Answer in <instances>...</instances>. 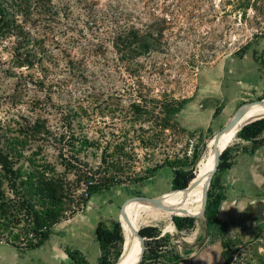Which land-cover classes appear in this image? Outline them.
I'll return each mask as SVG.
<instances>
[{
  "label": "rangeland",
  "instance_id": "374dc122",
  "mask_svg": "<svg viewBox=\"0 0 264 264\" xmlns=\"http://www.w3.org/2000/svg\"><path fill=\"white\" fill-rule=\"evenodd\" d=\"M0 6L23 28L0 39V146L22 153L18 167L60 180L64 207L57 224L86 204L89 185L106 183L130 198L162 199L172 217H149L140 229L158 227L168 251L182 245L189 258L199 251L215 256L216 249L218 257L204 258L206 264H264V223L255 221L254 209L227 225L216 219L217 207L193 218L192 230L179 232L173 222L189 213V195L173 188V169L198 171L215 133L264 95L221 110L207 129L187 128L175 116L205 68L264 42V0H0ZM19 56L34 65L19 66ZM240 143L237 138L231 149ZM220 178L216 172L208 194L224 198ZM171 204L182 206L180 212ZM143 208L142 215L160 210L135 207L124 236ZM24 213L0 215V244L15 235L35 240L26 234ZM123 250L124 243L112 246L109 260L117 263Z\"/></svg>",
  "mask_w": 264,
  "mask_h": 264
},
{
  "label": "crops",
  "instance_id": "0c3cea01",
  "mask_svg": "<svg viewBox=\"0 0 264 264\" xmlns=\"http://www.w3.org/2000/svg\"><path fill=\"white\" fill-rule=\"evenodd\" d=\"M262 95L264 42L250 44L205 68L197 79L193 97L185 103L175 120L190 129H207L221 110L229 113L245 101ZM230 155L232 167L221 172L224 198L216 219L223 225L236 223L243 220L245 213L253 216L250 210L254 209L255 221L263 223L264 145L253 147L251 142L242 141L231 149ZM129 198L116 187L94 192L80 210L51 229L48 240L41 247L19 249L11 244H0V264H73L69 256L73 251H77L88 264H100L102 247L96 230L101 224L111 227L119 221L121 209ZM181 247H177L178 251ZM188 248H191L190 244L183 246L185 250ZM214 251L211 253L215 256L199 251L190 253L189 258L179 251L180 261L168 257L153 264H206L204 258L218 257L217 250Z\"/></svg>",
  "mask_w": 264,
  "mask_h": 264
},
{
  "label": "trees",
  "instance_id": "16d2710c",
  "mask_svg": "<svg viewBox=\"0 0 264 264\" xmlns=\"http://www.w3.org/2000/svg\"><path fill=\"white\" fill-rule=\"evenodd\" d=\"M16 30L21 31L23 28L19 25L16 26L14 21L8 20L4 10L0 6V39L9 36L12 32H16ZM131 34L133 36L136 35L135 33ZM149 46V44H142L140 45V48H149ZM133 52L135 53V51ZM18 60L20 61L18 63L19 66H24L25 64L28 66L34 65V60L30 58V56H27L23 60L19 56ZM37 127L38 126L36 125L35 129ZM237 138L242 141L251 142L253 147L263 146L264 119L245 126L238 133ZM13 147L12 144L2 147L0 146V215L5 216L7 213L13 211L17 212L16 216L18 217L23 211H25L24 216L26 217L28 226H30V229L29 231L27 230L28 232L26 234H33L35 240L26 237V239L20 241V235H15L13 240L7 242L19 249H35L41 247L48 240L52 227L62 220L65 189L60 180L55 177H47L43 173L36 171L30 172L24 170V167H18V157L22 156V153L19 151L13 153V151H15ZM230 152L231 147L227 148L221 155L217 173L232 167V157ZM196 171L197 169L195 168L185 167H176L173 169V188L179 192L185 191L182 195H189V213L195 205L194 192L190 189L187 193L188 190L186 188L191 183L194 185ZM111 187H113V185L111 186L106 183H92V185H89L88 191L89 194L92 195L98 190L110 189ZM6 188L12 191L15 195L14 198H10L7 195ZM222 200L223 198L221 196L214 197L213 193L209 192L206 213L210 215L213 207L219 208ZM187 216L195 215L191 213ZM173 222L179 232L195 228V219L193 218L176 216L173 218ZM140 234L147 238L146 252L141 264H153L154 262L168 258L169 256H173L177 262L182 259L177 247L171 251L167 250L168 237L162 236V231L158 227H144L140 229ZM96 236L102 247L100 264H116V262L109 260V253L112 246H119L125 243L120 222H114L111 227H107L104 224L99 225L96 230ZM137 246L141 256V248L138 243ZM183 246H187V244ZM136 250L137 248L135 247V252ZM121 253L122 249L119 251V256ZM69 256L72 259L73 264H88L85 258H83L77 251L69 252Z\"/></svg>",
  "mask_w": 264,
  "mask_h": 264
},
{
  "label": "bare ground",
  "instance_id": "6f19581e",
  "mask_svg": "<svg viewBox=\"0 0 264 264\" xmlns=\"http://www.w3.org/2000/svg\"><path fill=\"white\" fill-rule=\"evenodd\" d=\"M241 109H242V113L244 114V118L242 119L238 128L235 129L233 131V133L230 135V138L227 140L228 144L226 145V148L230 147L237 140V135H238L240 128L242 126H244L248 121L255 119V118H258V117H264V104L255 103L252 105H244L243 107H241ZM214 147H215V145L213 144V138H212L211 141L208 143V149H207L206 154L204 155V159L199 164L198 171L196 172V180H195L194 186L191 190L194 192L195 205H194L193 209L191 210V212L188 213V215H190L191 213H194V215L197 216L196 218L201 217V216L200 217H198V216L203 211V203H204V199H205V193H206L209 177L211 176V173L213 172L212 170H214V167H215L216 154L214 151ZM198 172H199V174H198ZM189 191H190V189L187 191V193ZM184 193H185V191H181L178 193V195L181 196ZM165 202H167V201H165ZM186 202H187V199H184L183 205ZM137 206L154 207L152 205H148V203H145V202L133 203L132 205H130L129 207H127L125 209V215L126 216L125 215L121 216L122 217V227H124L126 225V220H127L128 214ZM171 206L174 209L173 213L180 212V208L182 207L180 205L177 206L174 204H171ZM155 208H157V207H155ZM159 209L160 210H156L155 212H152V213H149L146 215H142V214L146 213V208L141 209L139 212L135 211L133 213V215L128 220L127 227L125 229V253H123V255L121 256V258L118 260V262L116 264H135V263L139 262V260L141 259V256H140V251H139V248L137 246V243L139 244V247L141 248V253H142V243L138 237V232L140 231L141 225H143L146 222L147 218H149V217L154 218V219L172 217L171 211L167 210L168 208L167 209L159 208ZM140 215H142V216H140ZM181 217H186V216L183 215ZM171 226L172 225H168L167 228L171 229ZM134 246L138 250V257H137L138 259H136V260H135V256H134ZM129 255L131 256V262L130 263H128Z\"/></svg>",
  "mask_w": 264,
  "mask_h": 264
},
{
  "label": "water",
  "instance_id": "95a60500",
  "mask_svg": "<svg viewBox=\"0 0 264 264\" xmlns=\"http://www.w3.org/2000/svg\"><path fill=\"white\" fill-rule=\"evenodd\" d=\"M255 103H263L264 104V99L248 102L245 105H252V104H255ZM243 118H244V114L242 113V109L240 108L236 112V114L232 117V119L230 121H228L220 130H218L217 133H215V135L213 137V144L215 145L214 151H215V154H216L215 167H214L213 172L211 173V176L209 177V181H208V185H207V189H206V193H205V199H204V203H203V211L201 212V214L198 217H200V216L202 217L204 215L205 211H206L207 201H208L209 186H210V184L212 182V179H213L214 175L218 171L219 163H220V160H221V155L227 149L226 148V145L228 144L227 140L230 138V135L233 133V131L238 128V126L241 123ZM261 119H264V117H258V118H255V119H252V120L248 121L244 126H242L240 128L239 132L245 126H247V125H249V124H251V123H253L255 121L261 120ZM207 148H208V146H207ZM193 186L194 185H192V183H191L186 189H188V190L192 189ZM131 200H138V201H142V202L148 203V205H152V206L157 207V208L167 209L160 197H157V198L134 197V198H130V199H128L126 201V203L124 204V206L121 209V215H123V216L125 215L126 205ZM186 217L196 218L197 216H186ZM262 220L264 221V215L262 216ZM119 222H120V224L122 226L121 217L119 218ZM122 229H123V227H122ZM123 236H124V234H123ZM138 237H139V239L141 240V243H142V253H141V259L139 260V262H137L135 264H141V262H142V260L144 258L145 252H146V241H147V238L143 237L140 234V231L138 232ZM124 238H125V236H124ZM123 253H125V243H124Z\"/></svg>",
  "mask_w": 264,
  "mask_h": 264
},
{
  "label": "built area",
  "instance_id": "2783aa9c",
  "mask_svg": "<svg viewBox=\"0 0 264 264\" xmlns=\"http://www.w3.org/2000/svg\"><path fill=\"white\" fill-rule=\"evenodd\" d=\"M241 50H242V48L240 47V48H238L234 53H237V52H239V51H241ZM234 53H232V54H234ZM232 54H230V55H232ZM91 185H92V184H91ZM88 187H89V186H88ZM86 195H87V197L90 196L89 191H88V188H87V190H86ZM263 223H264V222H263ZM261 241L264 242V229H263L262 234H261Z\"/></svg>",
  "mask_w": 264,
  "mask_h": 264
}]
</instances>
